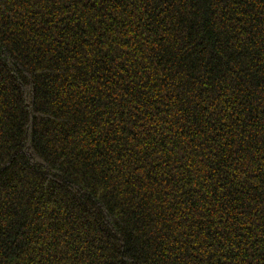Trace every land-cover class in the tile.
I'll use <instances>...</instances> for the list:
<instances>
[{
  "label": "trees",
  "instance_id": "obj_1",
  "mask_svg": "<svg viewBox=\"0 0 264 264\" xmlns=\"http://www.w3.org/2000/svg\"><path fill=\"white\" fill-rule=\"evenodd\" d=\"M0 264H264V0H0Z\"/></svg>",
  "mask_w": 264,
  "mask_h": 264
}]
</instances>
